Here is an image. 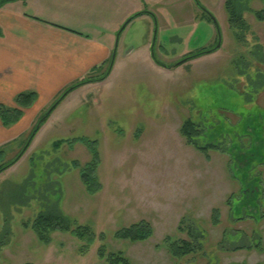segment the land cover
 Segmentation results:
<instances>
[{"label": "rangeland", "instance_id": "obj_1", "mask_svg": "<svg viewBox=\"0 0 264 264\" xmlns=\"http://www.w3.org/2000/svg\"><path fill=\"white\" fill-rule=\"evenodd\" d=\"M224 1L118 3L109 75L103 76L105 64L90 76L105 77L102 81L65 88L37 109L39 115L21 139L7 141L0 149V165L8 164L22 153L40 116L49 114L20 158L0 170V235L7 234L5 245H0V264H106L96 256L102 243L108 251H122L131 264H189L173 259L162 245L166 236L186 238L177 231L184 217L207 236L206 258L194 259L196 264L208 263L210 256L217 264H264V227L231 223L232 217L250 215L245 208L237 211V203L246 198L228 199L227 192H234L236 185L231 189L223 184L220 173L211 183L207 160L218 153L197 150L180 133L182 122L191 118L203 127L202 145L220 144L232 160L245 155L236 146L254 120L246 110L252 108L247 104L257 77L256 62L264 58V19L257 17L264 0H241L238 11L248 27L239 33L228 27ZM8 2L12 0H0V5ZM150 10L155 19L145 13L121 29L133 15ZM53 20L64 26L60 19ZM146 41H153L152 49L149 44L145 50ZM201 50L210 52L190 56ZM62 93L66 96L51 112ZM94 158L102 187L88 193L71 161L83 165ZM233 163L226 164L228 171ZM257 203L258 218L264 196ZM216 207L220 222L215 226L210 216ZM54 210L90 225L96 235L103 232L104 240L80 254L79 242L69 233L53 232L47 244L23 227L38 212ZM142 219L153 227L148 240L130 243L113 237L118 228ZM234 246L244 247L231 251Z\"/></svg>", "mask_w": 264, "mask_h": 264}, {"label": "crops", "instance_id": "obj_2", "mask_svg": "<svg viewBox=\"0 0 264 264\" xmlns=\"http://www.w3.org/2000/svg\"><path fill=\"white\" fill-rule=\"evenodd\" d=\"M132 2L133 0H12L0 5V104L15 107L14 97L18 93L34 91L37 94L34 104L22 109V116L17 122L3 125L0 121V149L7 141L21 139L27 133L35 122L34 118L39 115L38 108L52 101L65 88L91 76L93 71H98L105 64L108 67L109 62L114 61L112 53L118 29L114 19L117 5ZM24 7H28V10H24ZM147 12L142 11L141 16L145 13L149 15ZM150 12L153 13L151 10ZM43 14L49 16L44 17ZM34 16L41 20L33 18ZM53 19H60L64 26L59 27L61 25L57 23L60 22ZM149 29L147 36L150 34ZM149 44L145 42V50L149 49ZM260 46L264 49L261 38ZM254 72L258 78L254 82L252 100L247 104L252 108L246 110L247 115H252L254 120L247 127L248 130L242 132L239 145L236 143V150L239 154L245 151V155L237 154L239 157L232 160L233 157H228L225 152L211 150L218 154L208 158L207 171L212 179L211 183L220 173L223 184L226 185L227 182L231 189L233 184L236 185L235 193L227 192L228 199L235 195L246 198L245 203L241 200L237 203V211L245 208L250 215L237 216L235 219L232 217L231 223L235 225L250 222L251 228L260 230L264 227L263 206L260 217L256 216L259 215L257 199L264 196V58L261 56ZM98 81L100 80L86 84ZM232 161L235 162L234 167L228 171L226 164ZM229 205L228 208L232 211V206L230 203ZM240 232L248 235L244 231Z\"/></svg>", "mask_w": 264, "mask_h": 264}, {"label": "trees", "instance_id": "obj_3", "mask_svg": "<svg viewBox=\"0 0 264 264\" xmlns=\"http://www.w3.org/2000/svg\"><path fill=\"white\" fill-rule=\"evenodd\" d=\"M242 5L241 0H238L235 3L233 0H225L224 1V9L227 14V23L228 27L232 29L233 33L236 31L239 33V30L248 27L245 19L241 15L239 7ZM141 13H137L133 15L129 20L134 17H138ZM257 17L261 20L264 19V10L258 12ZM33 18L41 20L39 17L34 16ZM211 20V18L209 17ZM53 24V23H52ZM56 25V24H53ZM59 26V25H56ZM62 27V26H59ZM241 32V31H240ZM204 51H199L193 56L201 55ZM110 64V62H109ZM108 71V67L106 72H104L103 76L106 75ZM102 76V77H103ZM95 80L94 77H87L84 80H81L77 83L72 84L71 87L75 88L81 84L90 82ZM69 88V87H68ZM67 88V89H68ZM66 89V90H67ZM65 90V91H66ZM64 93V92H63ZM63 93L59 96V100H56L53 104L54 106L50 109L52 110L59 104V102L66 96ZM37 99V94L34 91H24L18 93L14 97L15 107L5 106L0 104V121L3 125H10L12 123L17 122L22 116V109H26L31 107ZM49 116L48 113L45 116H40L37 120L36 124L31 129L28 138L25 141V146L22 149V153L17 157H15L8 164L0 165V170L12 165L20 156L24 153L26 148L29 146L31 140L34 138L35 134L38 132L42 124L45 122L46 118ZM203 127L199 122L193 121L191 118L185 119L180 126V133L185 139V143L195 147L197 150L205 153L207 150H215L219 152H224L221 145H216L214 143L204 144L200 143V136L203 135ZM94 153V148L92 149ZM210 150V151H211ZM2 151H0L1 153ZM208 157V153L206 154ZM71 165L73 168L78 170L79 178L82 184L85 187V190L88 193H95L99 191L102 187L101 182L97 176V167L98 160L96 158L90 160L85 164H80L78 161H71ZM219 209L213 208L211 211L210 222L212 225H218L220 222ZM23 227L29 228L36 236V238L43 242L49 243L51 241L53 232H66L69 233L73 238L77 239L79 242L78 252L80 254H86L89 248L93 247V244L96 240H104V233L100 232L96 235L94 229L88 225L79 223L73 218L68 217L65 213L61 211H52V212H38L34 217H32L29 221L23 222ZM177 231L184 232L186 238H172L166 236L163 239L162 245L167 249L170 256L177 260H185L189 264H196L194 259L198 257L206 258L205 250H204V239L207 238L204 229L197 225L194 220L191 218H182L178 224ZM6 232L0 235L1 248L5 245ZM153 235V227L150 222L146 220H138L132 222L127 226H122L113 232V237L120 241H129L130 243L143 242L148 240ZM244 246H234L231 251H235L238 249H242ZM229 250V249H226ZM96 256L101 259L106 264H131L130 260L124 255L122 251H108L106 244H100L96 249ZM208 258V257H207ZM209 262L213 264H217V259L215 256L209 257ZM208 262V263H209ZM206 263V264H208ZM239 264V263H233Z\"/></svg>", "mask_w": 264, "mask_h": 264}, {"label": "flooded vegetation", "instance_id": "obj_4", "mask_svg": "<svg viewBox=\"0 0 264 264\" xmlns=\"http://www.w3.org/2000/svg\"><path fill=\"white\" fill-rule=\"evenodd\" d=\"M209 12V11H208ZM210 13V12H209ZM142 14V13H141ZM140 14V15H141ZM151 17H152V19H155L154 18V15H153V13L152 14H149ZM210 15H212L211 13H210ZM213 16V15H212ZM214 17V16H213ZM133 19H131V20H127V22L125 23V24H123L124 25V27L123 28H125L129 23H130V21H132ZM216 20V19H215ZM122 25V26H123ZM216 27V26H215ZM217 30V29H216ZM217 33L219 34V35H221V33H220V27H219V32H218V30H217ZM153 41H154V38H153ZM153 41L152 42H150V48L152 49V47H151V43H152V45H153ZM155 43V42H154ZM221 45V44H220ZM220 45H219V47H220ZM219 47H217V48H215V51H216V49H218ZM211 51H214V48H212V49H210ZM210 50L209 51H205V50H202V51H204V52H210ZM196 53H194L193 55H195ZM112 55H113V53H112ZM193 55H190V56H193ZM152 56L154 57V55L152 54ZM183 59H187V57H185V58H183ZM183 59H181V60H183ZM186 61V60H185ZM109 66H111V62H110V64H109ZM108 66V71L107 72H109V70L111 69L110 67ZM174 66H177L176 64L174 65ZM107 74V73H106ZM105 78V77H104ZM103 78V79H104ZM102 78L101 79H98V80H103ZM20 153V152H19ZM18 155V154H17ZM19 159V158H18Z\"/></svg>", "mask_w": 264, "mask_h": 264}, {"label": "water", "instance_id": "obj_5", "mask_svg": "<svg viewBox=\"0 0 264 264\" xmlns=\"http://www.w3.org/2000/svg\"><path fill=\"white\" fill-rule=\"evenodd\" d=\"M148 14H152L151 12H147ZM211 17H212V20H213V22H214V24H215V26H216V29L218 30V32H219V25H218V23H217V21L215 20V18L211 15ZM124 27V25L121 27V29ZM220 36V35H219ZM219 45H220V43L217 45V47H219ZM115 56V51H113V55H112V57H114ZM186 59H183V60H180L179 62H177L176 63V65H180L181 63H183L184 61H185ZM113 62V61H112ZM72 89H73V87H72ZM71 90V89H70ZM66 92H68V91H66Z\"/></svg>", "mask_w": 264, "mask_h": 264}]
</instances>
